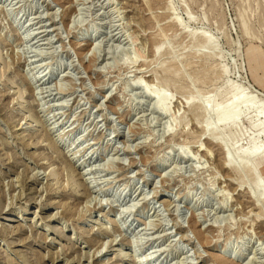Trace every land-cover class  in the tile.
Here are the masks:
<instances>
[{
	"label": "rangeland",
	"instance_id": "rangeland-1",
	"mask_svg": "<svg viewBox=\"0 0 264 264\" xmlns=\"http://www.w3.org/2000/svg\"><path fill=\"white\" fill-rule=\"evenodd\" d=\"M260 189L264 0H0V264H264Z\"/></svg>",
	"mask_w": 264,
	"mask_h": 264
},
{
	"label": "bare ground",
	"instance_id": "bare-ground-1",
	"mask_svg": "<svg viewBox=\"0 0 264 264\" xmlns=\"http://www.w3.org/2000/svg\"><path fill=\"white\" fill-rule=\"evenodd\" d=\"M148 95H153V93H149V92H146ZM19 95V94H18ZM21 99V98H20ZM164 98L162 97V98H160V102H162L161 100H163ZM20 101H22L21 103H20V105H18V109L19 110H21V111H25V109H27L26 108V101H25V99L24 98H22V100H20ZM25 106V107H24ZM250 105L248 104L247 105V107H249ZM160 112H161V110H160ZM29 113V112H28ZM164 113V112H163ZM167 114V113H166ZM165 114V115H166ZM239 115H240V111L238 110V109H236L235 107L234 108H232L231 110H229L227 113H220L219 115H218V117H217V123L218 124H224V126L227 124V123H233V122H235L237 119H238V117H239ZM28 117H26V118H28V119H25V120H27L28 122H30V123H32V125L30 126V127H34L35 125L37 126V125H39V123H37V118H35V117H33V116H30V115H27ZM40 124H41V122H40ZM205 130H206V132H207V134H208V132H213V129L210 127V126H206L205 127ZM22 138V137H21ZM221 144V143H220ZM62 172H63V170H62ZM57 174L55 173V171L53 170V172H51V174H50V176H53V178H54V176H56ZM72 175H73V172H72V174H71V177H72ZM58 179V178H57ZM56 180V179H55ZM73 180H74V178H73ZM72 180V181H73ZM58 181H59V179H58ZM57 183V182H56ZM56 183H55V185H56ZM65 185V184H64ZM67 186V185H66ZM80 186V185H79ZM259 187V186H258ZM67 190H70L71 188H72V191L73 192H75L74 194H72V195H74V196H78V191H77V188H78V186H77V184L73 181V183H72V187L68 184V186H67ZM70 188V189H69ZM87 186L85 185V184H83V185H81V191H83V193L81 194V195H87L88 194V190H87ZM261 190V189H260ZM259 190V191H260ZM253 191V190H252ZM256 192H257V190H255ZM259 191L257 192V193H259ZM252 193H254V192H252ZM260 198H263L264 199V192H262V190H261V192H260ZM38 203V202H37ZM59 212V211H58ZM36 215V214H35ZM52 217V216H51ZM34 218V217H33ZM8 229V228H7ZM73 246V245H72ZM74 249V248H73ZM122 254H120V255H118V256H121ZM56 256V255H55ZM128 256H126L125 255V258H127ZM122 258H124V256H122ZM83 259V258H82ZM230 260V261H229ZM232 259H231V257L230 258H228L227 260L226 259H222V264H232ZM137 264V263H136Z\"/></svg>",
	"mask_w": 264,
	"mask_h": 264
}]
</instances>
